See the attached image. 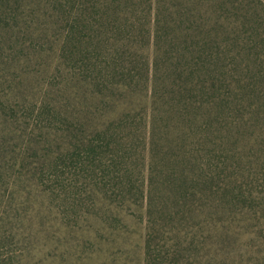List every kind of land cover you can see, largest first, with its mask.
<instances>
[{"label":"rangeland","instance_id":"374dc122","mask_svg":"<svg viewBox=\"0 0 264 264\" xmlns=\"http://www.w3.org/2000/svg\"><path fill=\"white\" fill-rule=\"evenodd\" d=\"M203 1L207 11L221 6L213 13L220 16L210 22L221 33L215 40L217 59L205 62L200 54L199 78L207 82L210 78L213 82L209 83L217 89L215 95L224 102L214 127L226 121L236 125L224 132H235L237 152L249 166L238 172L247 178L254 171H264V0ZM81 2L0 0V264H81L77 260L79 247L66 239L61 220L94 208L97 216L112 221L109 200H103L107 194L113 198L116 182L109 136L97 154L87 153L80 139L89 133L84 130L89 123L101 115L110 118L111 109L121 111L122 106L115 107L111 100L119 102L125 90L109 86L113 77L100 89L94 76L98 68L91 73L88 66L116 51L124 55L118 38L125 26L118 30L117 22L116 30L110 15L102 26L87 21L84 30ZM145 27L150 28V41L145 45L150 85L153 13ZM187 43H191L189 38ZM86 51L91 57L88 64ZM192 62L186 54L178 64L185 68ZM110 71L105 66L102 74ZM137 71L126 77L135 91L140 90L147 74ZM92 90L99 94H91ZM218 135L213 130L209 137L217 142ZM148 161L149 154L144 151L136 165H142L139 178L145 184ZM130 180V184L137 183V175ZM87 184L96 192H90ZM126 210L123 206L119 224L134 228L142 245L144 208L136 211L138 221L126 215ZM94 220L90 219L93 225ZM254 222L226 223L224 242L218 248L196 251L203 256L199 264H264V228H252ZM106 255L104 248L93 264H109L101 261ZM137 255L140 257L139 249Z\"/></svg>","mask_w":264,"mask_h":264},{"label":"trees","instance_id":"16d2710c","mask_svg":"<svg viewBox=\"0 0 264 264\" xmlns=\"http://www.w3.org/2000/svg\"><path fill=\"white\" fill-rule=\"evenodd\" d=\"M88 1L81 2L84 30L87 21L95 20L102 26L110 15L116 30L117 22L118 30L125 26L118 38L124 55L116 51L100 63H89L87 51L84 56L91 73L98 68L94 75L97 87L104 89L106 79L113 77L109 86H121L125 95L119 102L111 100L115 107L122 106L121 111L111 109L110 118L101 115L89 123L84 129L89 133L80 139L87 153L97 154L109 136L116 182L113 198L103 196L113 210L111 222L97 216L94 208L61 220L66 239L79 247L77 260L93 264L95 255L105 248L107 255L101 261L109 264H199L203 256L196 251L218 248L224 242L226 227L235 221L254 220L252 228H264V171H254L247 178L238 172L249 166L237 152L235 132H224L236 125L226 121L214 127L224 102L215 95L217 89L209 83L213 82L210 78L208 82L199 78L200 54L205 62H214L219 54L215 40L221 31L210 22L220 16L213 13L221 6L207 11L203 0H93L90 6ZM152 13L148 85L150 61L145 45L150 41V28L145 24ZM188 38L191 43H187ZM186 54L193 62L180 68L178 63ZM105 66L111 70L106 75L102 74ZM135 70L147 71L139 91L126 82ZM95 92L99 94L96 90L91 94ZM213 130L219 133L217 142L209 137ZM209 144L212 148L207 149ZM144 151L149 154L146 184L139 178L142 165L136 166ZM134 174L137 183L130 184ZM89 191L96 192L95 187L89 185ZM123 206L126 215L137 221L136 211L144 208L142 245L134 228L119 224ZM94 217L93 225L90 219Z\"/></svg>","mask_w":264,"mask_h":264}]
</instances>
